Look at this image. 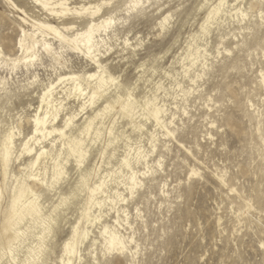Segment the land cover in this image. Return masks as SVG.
I'll return each instance as SVG.
<instances>
[{"label": "bare ground", "instance_id": "6f19581e", "mask_svg": "<svg viewBox=\"0 0 264 264\" xmlns=\"http://www.w3.org/2000/svg\"><path fill=\"white\" fill-rule=\"evenodd\" d=\"M27 1L36 7H40L48 16L44 18L37 17L17 4L15 10L18 12L20 35L15 43L18 49L16 55L5 52L0 35V50L3 51V58L0 59V63L6 65V67L0 68V81L5 82L7 89L6 92L0 90V114L3 112L4 107L1 102L4 98L10 101L16 90H28L37 87L36 85H29L30 80L37 78L41 90L39 103L27 118V121L33 126L32 133L28 135L24 133L22 127L24 116L19 115L14 118L10 114V119L5 121L0 116V136L4 135L2 130L4 125L8 126L9 132L15 130V134L11 139L10 151L16 159L9 163L6 172L0 168V187H4L6 194L16 201L17 217V222L11 225L14 229L13 233L7 238L0 235V260H12L14 264H25V261L35 259L43 261L44 264H56L57 260L66 259L65 245L74 237H84L80 248L77 249V252L83 258V247L88 243H90V249L95 250L92 253L94 256H98L99 252L102 255L101 250L106 239L104 236L105 228L109 229L107 237L109 241H111L114 232L115 236L120 239H135L136 244L141 247L137 238L136 224L141 222L142 226H146L147 219L144 211L138 205L136 206V212L137 209H140L143 213L142 218L137 221L136 212L135 215L131 213L129 204L135 199H129L125 194V182L129 174L126 169L122 168V161L135 153H139L137 163L132 169L143 185L137 196L139 192L145 189L149 190L158 186L159 195L162 199L159 200V204L162 206L164 203H168L169 208L172 207L171 193L175 188H171L169 181L164 179L161 174L165 172L166 153L173 152L171 145L173 140H175L179 151L184 150L186 152L183 161L187 164L189 179L193 176H203L201 165L204 162L201 161L198 155L200 143L195 141L194 147L187 146L179 135L186 131L189 122L194 118V115H190L188 109L191 98L207 99L203 94V87L200 83L203 82L208 72L214 68L217 57L222 53L226 56L233 54V50L227 47H224L223 52L217 47L215 54L209 47L208 38L214 29H221V27L235 23L238 25L235 29H239L240 33L248 30L247 35L253 36L255 33L260 32L259 23L255 19L245 21L243 18L239 20L235 18L240 11L249 10L244 3L246 0H203L201 8H207L206 17L200 24L199 29L189 35L185 48L171 64L172 66L179 65V69L176 70L173 67L172 70H164V75L169 80L168 84L162 78L157 80L154 78L158 73V67L146 68L145 63L141 64L142 72L130 86L126 85V80L122 74H116L113 71V64L109 58L112 52H118L122 58H125L126 54L135 55L137 49L143 44L141 38L142 43L139 47L134 42L131 48L120 44L118 41L123 40L125 37L132 41L135 39L124 32L123 28H117L115 32L109 30L108 33L100 36V40L107 43L108 46V50L98 60L101 69H105L107 72V75H105L102 71L101 77L105 80L115 78L118 81L116 85L105 84L100 80L90 82L73 81L72 76L94 74L96 69L91 61L94 65L93 69L84 68L77 71L69 68L70 59L67 55L65 57L67 64L64 69L57 68L54 61L50 59L55 70V77H49L47 81H42L37 68L43 66L44 58L48 57L47 53L43 51V45L47 43L59 53V41L50 32L36 35L32 32L31 25L23 23V20H35L41 24L51 25L56 29H70L73 26L81 27L82 24H78L77 21H68L69 19L76 18L80 20L79 22L87 19L89 23H94L99 28L101 21L107 19V16L104 15L103 9L95 19L74 15V13L80 11L81 7L87 8L90 3H103L104 0H41L40 5L36 3V0ZM159 1L154 0L155 3ZM255 1L258 4L260 3V0ZM5 2L9 5V0H5ZM45 3L49 5L47 10L42 7ZM61 4L67 5V8H60L59 5ZM222 4L227 5V7H221ZM233 5L236 7H232ZM65 12L66 15L58 14ZM169 14L171 15L170 20L167 24H162L164 18ZM173 17L174 15L168 12L159 19L158 25L163 32L167 31ZM231 34L237 41H240L234 32ZM227 35H220L221 42L226 40ZM22 37L23 47H21ZM36 44L41 48L39 52L41 62L39 65L32 63L29 54V49ZM246 45L247 40L243 36L240 44L235 45L234 48L239 49L240 46ZM102 46V44L97 45V47ZM8 60L19 61V63L12 66L8 64ZM20 67L24 69L27 83L22 84L20 88L16 86L13 89L11 84L14 79L13 74ZM149 71L150 74H148ZM261 71H264V69L261 68L256 75L259 82ZM61 72L67 79L60 80ZM198 76L201 78L198 79ZM182 79L184 80L182 81ZM58 80L59 82H57ZM193 81H195V85ZM140 82L145 86L142 91H138ZM177 83L182 86L186 95H180ZM52 85H55V87H52ZM156 85H160V88L157 89ZM173 89L177 90L173 91ZM46 92L48 95H45ZM128 92L132 93L133 100L138 105L137 109L130 114L121 112L122 105L116 104L117 99H126V93ZM84 93H87V95H84ZM208 97L210 102H214L211 96ZM153 99L158 100L159 105L166 109L159 116V122H157L154 110L149 108L147 104L139 103L142 100L150 103ZM250 106L254 110L255 117L261 122L260 116L262 114L255 103L250 101ZM209 108L212 109L211 106ZM37 119L40 121L39 125ZM208 124L210 128L203 134L204 136L202 135L203 139L206 136L211 140L215 139L213 138L212 128L216 125V121L210 120ZM129 127L137 133L136 138H132L128 133ZM169 133H172V135H169ZM260 137L264 144V134L260 133ZM26 145L27 147H25ZM163 151H166V153H163ZM94 155H98V158L90 163ZM189 157L194 160V163H187ZM72 164L76 167L77 176L74 183L69 185V190L64 191V186L69 183L71 175L69 167ZM16 165L19 166L18 169L15 168ZM57 169H62L64 176L62 179L57 180L55 195H53L51 192H46L44 184L38 183L33 177L46 180L50 186L52 176ZM145 171L151 173L150 177H142L141 174ZM121 172H123L124 178L119 175ZM211 172L222 186L235 187L229 184L226 169H215V172ZM81 182H83V186H81ZM78 186L79 194L70 200L69 204L57 214L55 226L50 227L49 232L45 233L42 228V221L39 216L34 215V211L44 212L59 197H67L76 192ZM161 189H165L166 195L161 192ZM93 190H96L95 197L91 194ZM33 192L36 193L37 197H40L39 203L32 197L31 193ZM46 193L50 194L51 197L47 198ZM150 195L152 196V193ZM121 197L127 201V204L121 203ZM72 206L76 207L78 217L71 227L69 237L64 240L61 255L57 259L54 245L62 224L68 219L69 210ZM231 208L232 213H234L233 206ZM239 211L240 208L235 209V212ZM112 212L116 213L114 219L111 218ZM117 213L120 214L119 219L121 220L119 226H117ZM124 213H127L126 224L124 223ZM243 216L236 215L240 222L243 220ZM217 222L221 227L223 217L218 216ZM2 226L3 219L0 218V227ZM94 228L98 229L99 237H93ZM85 233H87L86 237L84 236ZM9 240L18 241L17 245H13L12 252H6ZM133 251L134 249L129 248L126 253H114L112 255L116 259H126L128 264H132ZM140 251L135 256L137 264Z\"/></svg>", "mask_w": 264, "mask_h": 264}, {"label": "rangeland", "instance_id": "374dc122", "mask_svg": "<svg viewBox=\"0 0 264 264\" xmlns=\"http://www.w3.org/2000/svg\"><path fill=\"white\" fill-rule=\"evenodd\" d=\"M202 1L160 0L158 3L154 2L159 5L158 8L150 9L139 18L136 27L140 31L136 35L143 40V44L135 55L126 54L125 58H122L118 52H112L109 56L113 71L123 75L127 86L132 85L142 72V63H145L146 68L158 67V73L154 78L156 80L162 78L168 84L169 80L165 77L164 70H172L173 67L179 69V65L171 64L185 48L189 35L199 29L206 17L207 8H201ZM15 2L37 17L48 16L44 10L27 0ZM244 3L247 9L258 13L259 4L255 0H246ZM168 12L174 17L167 31L163 32L158 21ZM68 21L82 24L76 18ZM226 26L213 30L208 38L209 47L215 54L217 47L222 52L224 47L230 48L233 54L226 56L222 53L217 57L214 68L200 83L207 99L191 98L188 109L190 115H194V120L192 119L186 131L179 135L187 146L194 147L195 141L200 143L198 155L204 162L201 165L203 176H193L189 179L188 167L183 161L186 152L178 150L175 140L171 143L172 154L163 151L166 153V160L165 172L161 175L169 181L171 188H175L171 193L172 207L169 208L168 203L160 206L159 200L162 199L158 186L139 192L135 200L129 204L133 215L138 205L147 219L146 226H142L141 222L136 224L137 238L141 246L138 264H197V261L203 258L208 259V264H224L225 261L237 260L240 264H261V261H264V251L258 247L262 241L261 237L264 236L262 209L256 206V210L244 215L240 222L231 208L233 205L236 206L235 209L240 208L239 198L230 195L211 172H215V169H226L229 184L237 187L239 182L237 189L241 195L248 193L246 198L252 199V193H255L258 205L260 195L258 177L264 174V144L260 137V133L264 134V90L256 75L261 68L264 69V36L261 35V31L253 36L247 35L248 30L240 33L239 29H235L238 27L237 23ZM233 32L240 41L232 36ZM223 34L228 35L226 40L221 42L220 35ZM0 35L5 52L16 55L18 49L15 43L20 35L18 12L5 0H0ZM243 36L247 40V45L235 49V45L240 44ZM67 56L70 59L69 68L82 70L94 67L90 61L74 52L67 53ZM23 70L20 67L13 74L14 79L11 81L13 89L27 83ZM37 72L42 81L55 77V70L48 57L44 58V65L37 68ZM144 87L140 82L138 91H142ZM40 91L39 87L20 89L16 90L10 101L4 98L1 102L4 107L0 114L1 119L9 120L10 114L14 118L22 115L24 133L26 135L32 133L33 126L27 118L39 103ZM208 96H211L215 103L210 102ZM225 97L230 103H225ZM250 101L255 103L262 114L261 122L255 117ZM210 120L216 121L212 128L215 139L211 140L207 136L203 139V134L210 128L208 124ZM128 133L132 138L137 137V133L130 127ZM97 158L98 155H94L90 163ZM187 163H194V160L189 157ZM18 167L15 166L16 169ZM207 167L209 168L206 169ZM69 170L71 175L69 183L63 188L64 191L69 190V185L74 183L77 176L74 164ZM45 196L51 197L48 193ZM218 216L223 217L221 227L217 222ZM77 217L76 207L72 206L54 245L57 259ZM115 217L116 213L112 212L111 218ZM98 234V229L94 228L93 237H99ZM89 249L90 243L83 247L84 259L89 258ZM98 257L102 258L100 252ZM108 260L109 264L113 262L128 264L126 259H116L113 255H110Z\"/></svg>", "mask_w": 264, "mask_h": 264}, {"label": "snow or ice", "instance_id": "6c2138e0", "mask_svg": "<svg viewBox=\"0 0 264 264\" xmlns=\"http://www.w3.org/2000/svg\"><path fill=\"white\" fill-rule=\"evenodd\" d=\"M41 0H36V3L40 5ZM9 6L12 9H17V3L14 0H9ZM46 10L49 8L48 4H43ZM60 8H67V5L61 4L59 5ZM159 5L154 3V0H104L103 3H95V4H88L87 8L81 7L80 11L74 13V15L84 16V17H92L95 19L97 15L104 10V15L107 16V19L102 20L100 27L97 28V25L94 23H89L87 19L83 20L81 27L73 26L70 29H56L51 25L41 24L35 20H28L24 19L23 23L30 24L32 27V32L36 35H43L47 32L54 34L56 40L59 41V53H57L50 45L45 43L43 45V51H45L48 55L49 59H52L59 69H64L67 60L65 59L67 53L74 52L82 57H85L88 61H91L95 65V72L94 74H82L78 76H72L71 79L73 81H97L100 80L102 83L105 84H112L116 85L118 81L113 78L111 80H105L101 77V72L103 71L105 75L107 72L105 69H101L98 60L100 56L108 50L107 43L100 40V36H103L105 33H108L109 30L115 32L117 28H123L124 32H127L129 36L135 37L134 41L129 40L125 37L123 40L118 41L125 47L131 48L132 43L134 42L137 47L140 46L142 43L139 36L136 35L140 29L136 27L137 23L139 22V18L147 13L150 9L158 8ZM221 7H227V5H221ZM232 7H236L233 5ZM259 11H253L249 8L248 11H240L239 14L235 17L237 20L243 18L245 21L249 19H255L258 21L260 26L261 35L264 36V0H260L258 5ZM58 14H67L65 13H58ZM26 15V14H25ZM171 15L166 16L162 24H167L170 20ZM40 31H37V30ZM102 44V47H97V45ZM21 47H23V37L21 38ZM41 48L38 44L33 45L32 48L29 49L30 59L33 64L39 65L40 58L39 52ZM3 58V51L0 50V59ZM19 63V61H12L8 60V64L14 66L15 64ZM6 67L4 63H0V68ZM206 70L207 66L205 65ZM77 71H80L77 69ZM260 84L262 90H264V71L260 72ZM200 79L201 77H197ZM67 79L62 72L60 73V80ZM59 82V80L57 81ZM29 85H36L39 87L38 79L34 78L30 80ZM195 85V81H193ZM55 87V85H52ZM134 88V86H133ZM156 88L159 89L160 85H156ZM177 89L180 90V95L184 96L182 86L177 83ZM177 89H173L176 91ZM0 90L7 91L5 87V82L0 81ZM51 91V89H49ZM190 94V93H187ZM45 95H48L46 92ZM87 95V93H84ZM94 98V97H93ZM140 104H147L149 108L154 110L157 116V122H159V116L163 113L166 109L159 105V101L153 99L150 103L146 101H140ZM225 103H230L225 97ZM117 105H122L120 111L126 114H130L131 112L135 111L138 107L137 103L133 100V96L131 92L126 93V99L120 98L116 100ZM187 115V113H185ZM47 119V117H45ZM40 121L37 119V124L39 125ZM67 126V125H66ZM2 130L4 135L0 136V168H2L5 172L8 169L9 163L15 161L16 157L10 151V144L13 135L15 134V130L13 129L12 132L8 131V126H2ZM62 135V133H60ZM172 135V133H169ZM38 142V141H36ZM27 147V145L25 146ZM139 153L133 154V156L125 158L122 161V168L126 169L127 173L129 174L126 178L125 182V194L129 197V199H135L137 197L138 191L143 187L140 183V180L137 179V174L132 171L137 163V157ZM122 178H124L123 172L119 174ZM142 177H150L151 173L145 171L141 174ZM64 176V172L62 169H57L56 173L52 176V184L49 186L46 180H42L38 177H33V179L37 180L38 183H43L46 192H51L55 195V189L58 179H62ZM258 182L260 184L259 187V203L256 204V195L252 193L253 198L248 199L246 198L248 193L241 195L237 191V187H239V182H237V187L229 188L228 185H225L226 191L229 192L230 195H234L238 197L240 200V211L235 212V205H233L234 214L237 216L247 215L251 212L255 211V207L259 206L262 209L261 216H262V223H264V174L258 177ZM81 186H83V182H81ZM162 193H165V189H161ZM79 194V186L76 192L70 194L67 197H59L58 200L53 201L52 205L45 209L44 212H35L34 215L39 216L40 220L42 221V228L45 233L49 232L50 227L55 226V218L57 214L66 207L70 200H72L76 195ZM92 196L95 197L96 190L92 191ZM32 197L35 199L37 203H39L40 197L36 196V193H31ZM166 195V193H165ZM121 203L127 204V201L121 197ZM163 207V205L161 206ZM143 213H141L140 209H137L136 212V219L139 221L142 218ZM117 226L121 224V220L119 219L120 214L117 213ZM124 223H127V213H124ZM0 218L3 219V226L0 227V235H3L7 238L11 235L14 229L11 227L12 224L17 222L16 217V201L12 199V197L6 194L4 187H0ZM130 227V226H129ZM109 234V229H104V236L106 237L105 242L102 247V258L98 256H94L92 253L95 251L94 249H89V258L84 259L78 252L77 249L80 248L81 243L84 237H74L73 240H70L67 245H65V253L66 259L64 260H57L56 264H109L108 257L114 253H126L128 252L129 248L134 249L132 252L133 261L132 264H137L135 260V256L139 253L140 247L136 244L135 239L127 240V239H120L119 237L115 236L114 232L112 234L111 241L107 239ZM87 236V233L84 234ZM261 240L264 241V236L261 237ZM18 241L9 240L8 247L6 252L13 251V245H17ZM259 249L264 251V242L258 245ZM0 264H14L12 260H0ZM25 264H44L43 261L38 260H28L25 261ZM114 264V262H113ZM197 264H208V259L203 258L197 261ZM224 264H240L237 261H225ZM261 264H264V261H261Z\"/></svg>", "mask_w": 264, "mask_h": 264}]
</instances>
